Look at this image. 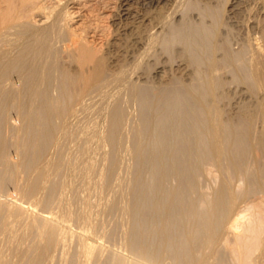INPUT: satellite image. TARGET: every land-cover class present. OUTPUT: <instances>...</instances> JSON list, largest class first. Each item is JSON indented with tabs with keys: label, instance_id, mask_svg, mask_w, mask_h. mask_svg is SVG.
<instances>
[{
	"label": "bare ground",
	"instance_id": "bare-ground-1",
	"mask_svg": "<svg viewBox=\"0 0 264 264\" xmlns=\"http://www.w3.org/2000/svg\"><path fill=\"white\" fill-rule=\"evenodd\" d=\"M157 3L0 0V264H264V0Z\"/></svg>",
	"mask_w": 264,
	"mask_h": 264
},
{
	"label": "rangeland",
	"instance_id": "rangeland-1",
	"mask_svg": "<svg viewBox=\"0 0 264 264\" xmlns=\"http://www.w3.org/2000/svg\"><path fill=\"white\" fill-rule=\"evenodd\" d=\"M97 1V0H96ZM95 0H89V2H93V5L94 4H96L97 6H93V7H95L96 9H98L99 8V12L100 13H107L106 15L108 16V19L107 20H109L110 22H112L111 23V26H113V24H114V26H116L115 24L117 23V26H118V23L120 24V25H122L123 23H125L124 22V20L126 21V20H129V19H131V17H126V15L124 14V8H122L123 6H126V3L128 4V2H129V4L130 5H132L134 8H137L138 10H140V11H146L147 9L149 10V8H150V10H153V9H155V8H157L158 6V3H157V0H123V2H122V0H98L97 2H96ZM106 1V2H105ZM125 1V2H124ZM133 1H135V2H133ZM98 3V4H97ZM102 3V4H101ZM123 3V4H122ZM132 3V4H131ZM151 3H152V5H151ZM108 4V5H107ZM113 4V5H112ZM136 5H137V7H136ZM105 6V7H104ZM145 6V7H144ZM149 6V7H148ZM109 7V8H108ZM111 7V8H110ZM227 7V6H226ZM102 8V9H101ZM115 8H116V10H115ZM119 12H118V11ZM226 10H227V8H226ZM103 11V12H102ZM111 11H113V12H111ZM115 11V12H114ZM177 11L178 12H176L174 15L172 14V21H176V19L181 15V7H180V9L178 10L177 9ZM196 12V14H198V12L197 11H195ZM195 12L193 11V13L191 12V16H192V14H193V18L195 17V19H198V16L195 14ZM111 13V15H110V17H109V14ZM113 13V14H112ZM117 13V14H116ZM115 14H116V16H115ZM114 15V16H113ZM120 18H119V17ZM197 16V17H196ZM175 17V18H174ZM114 19V21H115V23H114V21L112 20V19ZM117 18H118V20H117ZM121 18H122V20H121ZM112 20V21H111ZM118 21H120V22H118ZM109 22V23H110ZM122 23V24H121ZM160 26H158V30L160 31L161 30V32L163 33V29H165L166 27L164 26V28L162 29L161 27V29L159 28ZM165 31V30H164ZM159 46V47H158ZM152 45V47H148V48H153L152 50L150 49V51H149V53L146 55L147 57H145V61H143L142 63L146 66V65H148L149 64V66H150V69H151V74H149V78L151 79V80H157L156 78H154L155 76H154V72H152V69L154 68V67H158V66H160V64H161V66H163L164 64H163V62H166V64L169 62L167 59L168 58H166L167 57V54L164 52V50H163V52H162V48H161V46L160 45ZM157 47H158V49H157ZM159 48H161V49H159ZM158 51H157V50ZM159 50H160V52H159ZM155 51V52H154ZM156 52H158V53H156ZM150 54V55H149ZM154 54V55H153ZM161 54V55H160ZM159 57H158V56ZM156 58H155V57ZM152 57V58H151ZM161 57V58H160ZM149 59V60H148ZM152 60H154V61H152ZM156 60V61H155ZM162 60V61H161ZM165 60V61H164ZM176 61V62H175ZM149 62V63H148ZM177 62H178V59H174L173 60V63H171V64H177ZM151 63V64H150ZM157 63V64H156ZM142 64V66L143 67H145L144 65ZM169 64V63H168ZM158 65V66H157ZM153 68H152V67ZM143 67L141 68V65L139 66V70H137V71H139V72H136V74L135 75H137L138 73L140 74V72H141V70L143 69ZM152 73H153V76H152ZM152 77L154 78V79H152Z\"/></svg>",
	"mask_w": 264,
	"mask_h": 264
}]
</instances>
